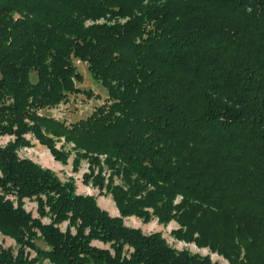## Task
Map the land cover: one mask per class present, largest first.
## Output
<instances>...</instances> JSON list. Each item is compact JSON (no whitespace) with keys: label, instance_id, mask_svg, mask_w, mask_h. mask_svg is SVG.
Masks as SVG:
<instances>
[{"label":"trees","instance_id":"trees-1","mask_svg":"<svg viewBox=\"0 0 264 264\" xmlns=\"http://www.w3.org/2000/svg\"><path fill=\"white\" fill-rule=\"evenodd\" d=\"M77 61L108 95L68 124L42 110L101 98ZM28 134L63 161L56 138L72 144L120 214L20 156ZM0 135V232L19 245L0 264H219L128 216L264 264V0H0Z\"/></svg>","mask_w":264,"mask_h":264},{"label":"rangeland","instance_id":"rangeland-1","mask_svg":"<svg viewBox=\"0 0 264 264\" xmlns=\"http://www.w3.org/2000/svg\"><path fill=\"white\" fill-rule=\"evenodd\" d=\"M79 70L84 75V81L79 82L78 85L82 88L92 89L94 93H97L101 98L89 97L86 93H71L66 101L60 103L59 105L42 110L50 116L59 118L68 124L79 120L80 118L87 117L90 115L96 106L102 104L108 95L107 89L99 82H97L87 69L86 63L77 61ZM35 78V73L33 74ZM30 139V145L21 147L19 150V155L22 157H29L30 159L41 164L45 168H49L54 171V173L63 181L68 182L73 179L76 193L84 195H94L100 206L113 216L120 214L118 207L106 190H101L94 185L91 180L86 182L84 180L85 173H89V161L88 159H82L79 169L74 168L75 151L72 149V144L66 143L65 138H56L57 148L65 149L70 151V156L67 157L66 161L58 159L52 151L45 144L37 140L32 134L27 136ZM14 139L13 135H0V144L6 145L9 140ZM105 172H108L106 170ZM1 173V171H0ZM117 181H120L119 178ZM25 208L32 211L34 216H39L38 203L36 200L25 199ZM44 222H50L49 217L43 218ZM127 225L132 227H140L145 233H151L155 231H161L163 235L168 240L169 244L178 249H189L194 253H200L202 255L209 254L214 261H218L219 264H230L229 261L217 252H212L209 248L198 247L195 243H188L182 240L176 239L172 230L177 228L179 224L176 221H171L169 224L160 223L157 218L145 221L137 216H128L124 218ZM68 223L64 222L59 225L62 230H66ZM38 244L45 247L44 243L39 241ZM94 244L106 247L100 241H94ZM1 247H12L17 253L19 245L11 237H5L0 232V248ZM35 255V252H33ZM47 263V261H46Z\"/></svg>","mask_w":264,"mask_h":264}]
</instances>
